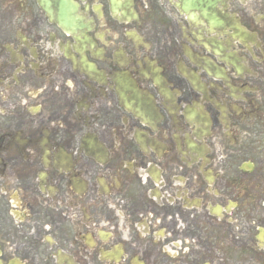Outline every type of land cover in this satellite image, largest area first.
I'll list each match as a JSON object with an SVG mask.
<instances>
[{
	"label": "flooded vegetation",
	"instance_id": "flooded-vegetation-1",
	"mask_svg": "<svg viewBox=\"0 0 264 264\" xmlns=\"http://www.w3.org/2000/svg\"><path fill=\"white\" fill-rule=\"evenodd\" d=\"M0 264H264V0H0Z\"/></svg>",
	"mask_w": 264,
	"mask_h": 264
},
{
	"label": "rangeland",
	"instance_id": "rangeland-1",
	"mask_svg": "<svg viewBox=\"0 0 264 264\" xmlns=\"http://www.w3.org/2000/svg\"><path fill=\"white\" fill-rule=\"evenodd\" d=\"M234 177V180H233V193H232V198H233V201L237 202L239 204V208L235 211V215L236 217L238 218L239 220V223H237L236 225L240 226V219H241V207L243 205V202H245L246 200V197L243 196L242 194V185H241V178L238 174H234L233 175ZM237 178V179H236ZM97 191V188L95 189ZM251 195L255 194L257 195L258 192L257 191H254V189L250 192ZM92 195H90L91 197ZM97 198V195L96 193L94 194V199Z\"/></svg>",
	"mask_w": 264,
	"mask_h": 264
}]
</instances>
